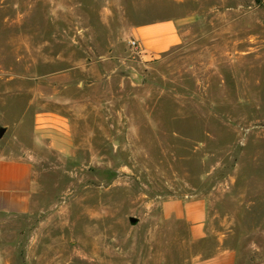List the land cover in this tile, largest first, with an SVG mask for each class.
<instances>
[{"label":"rangeland","instance_id":"1","mask_svg":"<svg viewBox=\"0 0 264 264\" xmlns=\"http://www.w3.org/2000/svg\"><path fill=\"white\" fill-rule=\"evenodd\" d=\"M165 19L183 43L137 54ZM41 111L67 154L34 140ZM21 155L32 209L0 214V264H264V0H0V159ZM194 197L202 240L161 214Z\"/></svg>","mask_w":264,"mask_h":264},{"label":"crops","instance_id":"2","mask_svg":"<svg viewBox=\"0 0 264 264\" xmlns=\"http://www.w3.org/2000/svg\"><path fill=\"white\" fill-rule=\"evenodd\" d=\"M183 20L165 19L136 27L133 37L144 57L164 54L183 43ZM68 118L56 111H41L36 115L34 140L50 149L67 154L72 149ZM34 162L29 155L0 159V214H27L32 209ZM166 219L188 225L192 239L206 237L207 203L204 198H168L161 203ZM234 250L219 248L194 264H235Z\"/></svg>","mask_w":264,"mask_h":264},{"label":"built area","instance_id":"3","mask_svg":"<svg viewBox=\"0 0 264 264\" xmlns=\"http://www.w3.org/2000/svg\"><path fill=\"white\" fill-rule=\"evenodd\" d=\"M130 44H131V46L136 50L137 54H139V55H144V54L140 51L139 46H138V42H137L136 40H132V41L130 42Z\"/></svg>","mask_w":264,"mask_h":264}]
</instances>
